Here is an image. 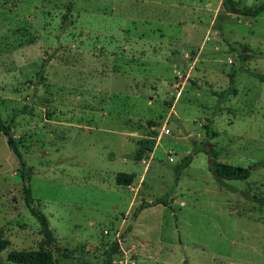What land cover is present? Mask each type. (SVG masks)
Segmentation results:
<instances>
[{
  "label": "rangeland",
  "instance_id": "374dc122",
  "mask_svg": "<svg viewBox=\"0 0 264 264\" xmlns=\"http://www.w3.org/2000/svg\"><path fill=\"white\" fill-rule=\"evenodd\" d=\"M214 1L0 0V115L24 162L0 133V264L40 247L54 264H105L114 243L111 264H264V206L242 196L264 199L263 166L230 192L199 153L175 184L208 123L220 162H264V82L251 76L264 77V13ZM144 139L154 149L138 156ZM161 198L169 207L139 209Z\"/></svg>",
  "mask_w": 264,
  "mask_h": 264
},
{
  "label": "trees",
  "instance_id": "16d2710c",
  "mask_svg": "<svg viewBox=\"0 0 264 264\" xmlns=\"http://www.w3.org/2000/svg\"><path fill=\"white\" fill-rule=\"evenodd\" d=\"M223 8L226 12L234 15L246 16V17H256L261 13H264V2L259 4L255 7L241 5L242 0H221ZM67 18V14L64 15L63 19ZM229 80V87L222 93V96H230L235 92V88H233L234 80L233 75L230 74ZM252 77L257 78L260 81L264 82V77L258 74H251ZM225 98H220V103L224 102ZM24 112V110H21ZM15 114H19L15 112ZM205 130V141L198 143L199 145L194 142V146L192 147L191 151L181 159L180 165L176 168V175H175V184H177L181 172L187 168L194 156L199 153H204L208 158V171L212 174L216 184L220 188H224L230 192H238V190L232 186L226 184V181H244L250 178L252 174V170L257 167L263 166L264 162L261 163H254L249 167H241L236 165H230L226 163H222L218 160V151H216L211 143L217 133L212 129L210 123L204 125ZM0 133L6 138V143L9 150L15 155L18 159L20 165L24 166V162L22 161V156L20 151L18 150L17 144L12 135V126L10 124H5L0 115ZM155 146L154 139H144L140 141L138 156L144 154L147 151L152 152ZM133 179L132 174L128 173H119L116 177V182L118 185H130ZM242 196L251 202L258 204L259 206H264V199L258 198L256 196H252L246 192H242ZM24 203L28 208L29 212L37 219L41 227V233L43 235L44 241L47 245H55L56 239L49 227L48 220L46 216L35 210L31 206V195L29 188H24ZM162 205L164 207H169V203L167 202L166 198H161L156 200L152 203H143L139 209H144L147 207H151L154 205ZM8 245V241L1 238L0 236V251L4 250ZM117 249V244L114 243L107 251V257L105 260V264L112 263V257ZM55 250L58 255L63 259L69 260H80L85 261L86 259L83 258L82 255H79L76 250L69 249L66 247L55 246ZM82 257V258H81ZM7 260L9 262H13L16 264H54L55 263V256L51 250L47 248L40 247L37 250H20L11 251L8 256Z\"/></svg>",
  "mask_w": 264,
  "mask_h": 264
},
{
  "label": "crops",
  "instance_id": "0c3cea01",
  "mask_svg": "<svg viewBox=\"0 0 264 264\" xmlns=\"http://www.w3.org/2000/svg\"><path fill=\"white\" fill-rule=\"evenodd\" d=\"M216 1H217V0H216ZM216 1H214V2H216ZM207 2H210V1H207ZM221 2H222L221 0H218V3H220V4L222 5ZM151 14H153V12H152ZM151 18H154V16L152 15ZM154 19H155V18H154Z\"/></svg>",
  "mask_w": 264,
  "mask_h": 264
}]
</instances>
